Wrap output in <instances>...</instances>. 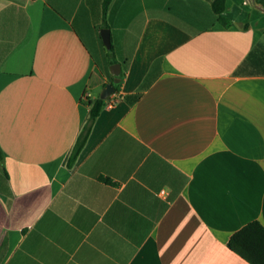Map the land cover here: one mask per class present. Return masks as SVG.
<instances>
[{
	"label": "crops",
	"instance_id": "0c3cea01",
	"mask_svg": "<svg viewBox=\"0 0 264 264\" xmlns=\"http://www.w3.org/2000/svg\"><path fill=\"white\" fill-rule=\"evenodd\" d=\"M102 2L0 0V264H250L228 242L264 225V7L113 0L121 84L71 169Z\"/></svg>",
	"mask_w": 264,
	"mask_h": 264
},
{
	"label": "trees",
	"instance_id": "16d2710c",
	"mask_svg": "<svg viewBox=\"0 0 264 264\" xmlns=\"http://www.w3.org/2000/svg\"><path fill=\"white\" fill-rule=\"evenodd\" d=\"M112 1L113 0H103L102 2L103 27H108L107 14ZM254 1L256 4L264 7V0ZM211 8L219 23L225 27H229L231 25L230 20L224 14L227 8V0H211ZM113 48L114 47L112 44V47L109 50L113 51ZM256 55L257 50L252 51L247 56L245 61L237 68L235 74H242L245 70H247L246 68H248L249 65L255 64ZM116 62V58L110 57L108 59L107 71L110 82H113L115 78V76L110 71V66ZM122 74L123 72L121 73L120 78H122ZM120 84L121 83L115 84L116 92L119 91ZM110 98L111 96L107 99H102L100 96H98L94 101L91 102L92 107L90 109L88 120L68 156L67 166L69 168L72 169L77 163V160L87 143L96 119L100 116ZM3 159L4 152L0 145V162H2ZM228 246L233 252L240 255L250 264H264V225L256 220L249 222L231 236Z\"/></svg>",
	"mask_w": 264,
	"mask_h": 264
},
{
	"label": "water",
	"instance_id": "95a60500",
	"mask_svg": "<svg viewBox=\"0 0 264 264\" xmlns=\"http://www.w3.org/2000/svg\"><path fill=\"white\" fill-rule=\"evenodd\" d=\"M101 37L103 43L107 49H111L112 47V40H111V29L108 27L101 29ZM111 73L115 76L113 82H109L106 84L105 88L103 89L100 97L102 99H107L111 95L116 92L115 84H119L121 81V65L119 63H114L110 66Z\"/></svg>",
	"mask_w": 264,
	"mask_h": 264
},
{
	"label": "rangeland",
	"instance_id": "374dc122",
	"mask_svg": "<svg viewBox=\"0 0 264 264\" xmlns=\"http://www.w3.org/2000/svg\"><path fill=\"white\" fill-rule=\"evenodd\" d=\"M119 35H122V33H119L118 31H113L112 37H113L114 40L111 39V40H112V44L115 46V47L113 48V51L107 49V48L104 46V51H105V54H106V56H107L108 58L111 57V58H116V59H117V56H116V51H117L116 41H117V37H118ZM102 91H103V89L100 90V94L102 93ZM100 94H99V95H100ZM113 96H115V95H114V94L111 95V97H113ZM114 100H116V96L114 97Z\"/></svg>",
	"mask_w": 264,
	"mask_h": 264
}]
</instances>
